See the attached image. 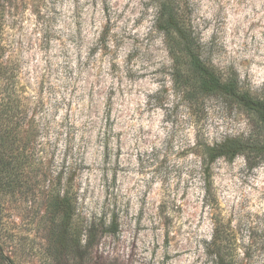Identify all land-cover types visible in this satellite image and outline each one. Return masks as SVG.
I'll list each match as a JSON object with an SVG mask.
<instances>
[{
	"label": "rangeland",
	"instance_id": "rangeland-1",
	"mask_svg": "<svg viewBox=\"0 0 264 264\" xmlns=\"http://www.w3.org/2000/svg\"><path fill=\"white\" fill-rule=\"evenodd\" d=\"M182 4L202 62L263 96L264 0ZM157 13V0H0L16 113L50 146L48 169L0 200L12 264H264V157L233 154L264 147L263 118L186 85ZM70 168L76 201L54 237L46 181Z\"/></svg>",
	"mask_w": 264,
	"mask_h": 264
},
{
	"label": "trees",
	"instance_id": "trees-1",
	"mask_svg": "<svg viewBox=\"0 0 264 264\" xmlns=\"http://www.w3.org/2000/svg\"><path fill=\"white\" fill-rule=\"evenodd\" d=\"M157 5L156 24L164 35V43L169 55L175 63L183 60L189 62L188 73L184 75L185 84L197 86L203 92L216 91L231 96L241 102L249 114H260L264 123V95L253 97L250 93L243 91L238 82L224 78L202 62L197 40L189 16L183 8L182 0H157ZM4 51L5 46L1 43L0 26V200L8 193L14 194L13 189L22 185L19 176L23 175L26 168L39 170L40 167L46 165L48 169L49 162H44V160L47 158L46 153L50 147L49 142L40 137V131L45 128H41L36 118L30 120L25 125L26 128L23 129L24 121L22 122L21 116L16 113L19 94L16 92L14 75L11 68L2 62ZM237 143L240 148L234 150L233 154L243 153L250 167L263 159L264 147L259 148L255 154H250L257 147L256 141L253 144H249V141L246 142L247 146L240 141ZM29 159L31 162H28ZM256 159L258 162L253 163ZM206 163L208 160L205 158L203 164L206 165ZM66 172L70 177L65 182H63L64 174L46 181L49 189L47 199L51 208L50 214L53 217L52 235L54 237L60 236V233H67L66 229L64 233L62 231L63 220L71 215L72 206L76 201L73 170L70 168ZM38 183V180L35 179L34 184ZM217 239L216 236L215 242ZM217 257L218 264H234L225 260L219 252ZM0 262L12 264L11 260L1 252V244Z\"/></svg>",
	"mask_w": 264,
	"mask_h": 264
}]
</instances>
